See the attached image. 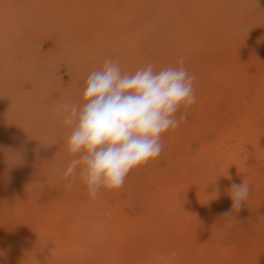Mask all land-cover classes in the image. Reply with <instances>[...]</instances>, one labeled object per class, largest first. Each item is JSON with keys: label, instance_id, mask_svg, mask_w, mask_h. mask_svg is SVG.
<instances>
[{"label": "rangeland", "instance_id": "374dc122", "mask_svg": "<svg viewBox=\"0 0 264 264\" xmlns=\"http://www.w3.org/2000/svg\"><path fill=\"white\" fill-rule=\"evenodd\" d=\"M180 56L196 76L197 103L186 121L162 135L160 156L132 170L119 190L102 193L99 204L89 203L93 199L78 175L69 189L59 176L72 158L63 147L70 128L63 124L60 106L80 101L87 76L106 59L134 73L148 64L156 71L178 66ZM0 76V264H36L32 240H25L26 230L36 227L29 212L84 210L88 201L98 213L121 209L133 222L146 211H163L167 201L153 202L157 184L190 181L197 160L210 167L203 191L217 194L209 220L219 229L223 254L215 261L264 264V188L260 198L234 210L224 180L229 174L219 158L202 150L220 138L226 125L240 126L239 113L255 99L264 106V0H0ZM257 133L264 142V131ZM243 147L252 149V134L243 136ZM61 196L68 199L65 205L57 203ZM189 197L192 205L201 201L196 190ZM55 249L43 257L46 264L79 263L73 252L69 259L70 253L62 254L65 249ZM126 255L118 264L126 263Z\"/></svg>", "mask_w": 264, "mask_h": 264}, {"label": "bare ground", "instance_id": "6f19581e", "mask_svg": "<svg viewBox=\"0 0 264 264\" xmlns=\"http://www.w3.org/2000/svg\"><path fill=\"white\" fill-rule=\"evenodd\" d=\"M202 1L203 3L206 2V0ZM200 2L198 3L200 4ZM197 5L194 6L198 7ZM198 9H201V7H198ZM192 15L196 16L198 14ZM194 18H192L193 20L191 17L187 19L194 21L196 20ZM12 39L14 38L12 37ZM20 42H22L21 39ZM2 76H0L1 79ZM17 76L15 75L13 78ZM239 115H241L240 126L235 124L226 125L220 138L213 144L203 145L202 150L221 160L226 173L229 174V177L224 176V180L230 189L236 180H239V183L244 180L251 186L250 195L244 201L246 203V201H252L253 197L258 198L264 188V142L260 141L259 133H257L264 131V106L262 101L255 99ZM245 134L253 135V147L248 152L243 147V136ZM188 169L189 167H186V165L183 167L185 173L188 172ZM208 169H210L208 163L197 160L195 174L193 178L189 176L190 181H178L176 179H163L160 181L157 184L159 187L157 191L162 197L158 195L159 199L158 196H155L156 200L153 199V202L165 204L167 201V206L161 212L146 211L133 222L127 212L118 208H108L104 213H102L103 210L98 213L95 211L96 206L89 205L94 201L99 204L97 203L98 198H95L96 200L92 198L93 200H91L90 196H87L91 200L89 203L88 198L83 200L87 201L86 206L84 203L80 204L81 206L84 205V210H75L74 208V210L69 209L68 211L63 209L60 212L54 209L53 211L44 212L31 211L27 214L26 210L18 208L22 214H27L37 224H35L34 229L26 230L25 236V240H32L33 242L30 243L32 245L29 248L34 252V261L36 264H46L43 257L56 252L57 249L55 248L60 247L61 249L63 247L62 249H65V252L62 254L66 255V253L71 254L73 252L72 254H75L76 258H73L75 255L71 254L68 255L69 259L70 257L77 259L78 264H118L124 258L122 256L125 253H127L125 264H220V262L215 261L218 255L222 256L223 254L216 237L219 229L213 227L210 223L214 215L217 194H206L203 191L205 179H209L206 177L208 175L206 170ZM235 177L238 178L234 180ZM191 190H196L201 195V201L198 205L191 204L189 197ZM56 200L58 204L63 205L68 201L65 196L58 197ZM169 207L177 208L180 211L170 212ZM206 219L207 222L205 223L204 220L206 221ZM158 231L159 234H157ZM181 232L183 233L182 236L188 232V237L191 240L190 246L186 247L187 244H183L184 236L183 239L182 236H179ZM43 234L51 236V243L49 242L50 238L44 239L46 236H43ZM156 235L159 238H156ZM152 236L155 241H152ZM129 238L131 240H128ZM148 238L152 242H147ZM90 244H93L94 247L92 251L89 247ZM243 251L245 252V250ZM244 252H239V255L242 253V257L246 258L247 254ZM243 260L245 263L247 262L246 259ZM123 262L125 261L123 260ZM249 263L247 262V264Z\"/></svg>", "mask_w": 264, "mask_h": 264}, {"label": "clouds", "instance_id": "9594fccd", "mask_svg": "<svg viewBox=\"0 0 264 264\" xmlns=\"http://www.w3.org/2000/svg\"><path fill=\"white\" fill-rule=\"evenodd\" d=\"M185 59L180 56L178 66L158 71L148 64L125 73L109 58L102 68L90 72L80 101L65 102L58 109L63 124L70 128L63 147L72 158L59 170L69 189L78 175L88 195L98 198L122 188L132 170L160 156L162 135L186 121L197 103L196 76L184 66ZM250 191L244 180L232 185L229 195L234 210L244 204Z\"/></svg>", "mask_w": 264, "mask_h": 264}]
</instances>
